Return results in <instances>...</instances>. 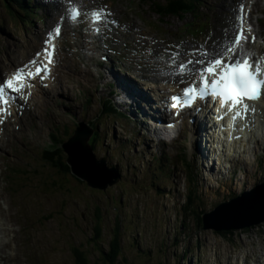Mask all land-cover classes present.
<instances>
[{
    "label": "rangeland",
    "instance_id": "374dc122",
    "mask_svg": "<svg viewBox=\"0 0 264 264\" xmlns=\"http://www.w3.org/2000/svg\"><path fill=\"white\" fill-rule=\"evenodd\" d=\"M40 1L32 0L31 5L35 8L31 22H20L16 16H11L4 1L0 0V80L36 57L46 47L47 33L60 24L64 31L57 46V75L54 74L53 79L56 83L59 78H65L68 89L64 96L55 93L56 87L51 84L46 86V91L38 90L44 103L40 106L38 103L35 109L24 101V107L20 109L23 114L12 116L0 134V264H74L72 248L81 245L91 264H264V219L247 228L216 231L205 229L204 223L200 226L197 214L192 212L193 209L210 212L217 204L245 190H252L261 182L264 178V123H257L262 137L256 152L261 157L256 155L252 161L253 154H250L248 162L246 157L241 158L246 163L235 169L238 178L250 171L251 177L244 184L247 186L224 192L222 188L227 181L216 177L207 180L204 172L203 176L199 173L198 165L189 155L188 137L167 145L166 153H161V149L155 148V142L153 145L150 143L152 146L149 148L148 138H144L142 132L134 131L138 128L136 123L122 116L101 113L105 96L106 99L114 98L116 102L115 95H109L112 86L105 82L103 69L119 68L121 74L138 81L151 93H158L157 90L152 91L153 83L146 81L142 73L160 78L172 75L171 71L167 73L164 65L172 64L173 53H179L175 57L177 65L189 59L210 60L222 55L237 31L236 18L242 3L251 6L244 11L243 17L250 9H254L253 13L257 11L252 16V24L257 32L263 30V37L258 40L262 51L256 47L253 53L264 57V0H254V3L253 0H201L200 19L191 14L186 18L168 16L162 19L153 12L149 3L144 4L140 0ZM77 2L83 9V16L72 26L69 8ZM166 2L158 0L157 4ZM100 9L106 13L101 27V42L112 47L110 56L116 61V66L112 62L107 68L104 64L98 65V52L103 45L96 43L92 47L87 42V39H93L88 14ZM187 22L195 24L187 27ZM197 27H202V32L194 34L192 30ZM72 28L77 29L80 35ZM104 47L110 51V47ZM198 49L200 52L206 50L208 56H201L196 51ZM212 49L215 51L211 52ZM103 53L107 54L106 51ZM144 57H150L160 66L152 63L144 68L141 65ZM141 67L142 71L139 70ZM200 67L202 65L198 64L192 76L179 83L170 82L169 92L159 93L168 97L183 89L197 77L196 69ZM153 68L156 72L152 71ZM66 101L71 109L66 108ZM47 104L52 106L51 113ZM83 120L96 121L100 135L95 146L96 155L106 157L109 166L117 167L120 177L113 179L114 171L106 168L112 172L109 173V182L95 187L91 183L92 186L86 184L84 177L75 170L54 171L56 176H50L45 182H51L55 177L61 179L60 183L66 189L44 184L43 187L57 193L47 192L39 177L52 170L39 154L48 146L49 133L59 126L56 134L63 145L76 132L77 123ZM187 128L185 125L183 129ZM93 129L82 124L77 137L72 138H76L75 145L92 159L87 141H92ZM146 133L147 137L150 136ZM65 151H60L62 162L72 170L69 160H65L68 158ZM182 154L183 159L193 164V183L187 179L188 169L185 160L181 159ZM236 162L233 160L231 165ZM103 163L106 165L105 161ZM50 168L54 169L53 166ZM197 171L199 174L195 180ZM208 183L210 187H207ZM215 186L220 187V191H215L218 188ZM188 189L193 190L194 197L189 208L185 207ZM62 190L65 191L62 193ZM97 207H100L98 213L102 215L99 219L96 218ZM95 223L103 224L101 233L94 231ZM118 223L122 256L116 263H111L107 255H111L113 228Z\"/></svg>",
    "mask_w": 264,
    "mask_h": 264
},
{
    "label": "snow or ice",
    "instance_id": "6c2138e0",
    "mask_svg": "<svg viewBox=\"0 0 264 264\" xmlns=\"http://www.w3.org/2000/svg\"><path fill=\"white\" fill-rule=\"evenodd\" d=\"M241 14L237 16V31L232 42L227 46L222 55H217L215 59H189L181 63L178 68L180 74L191 71L189 65L193 63L202 65L197 69L198 80L193 81L185 87L180 95L171 97L173 108H183L191 106L197 99H203L211 96L213 99L219 98L220 108L232 112V123L235 125L237 119H244L247 113L255 111L247 101L257 100L264 95V57L257 59L255 62L251 56L244 57L243 60L236 56L237 49L241 46L242 41L247 39L244 29L243 5L240 9ZM80 11L76 6L69 8L70 19L76 21ZM93 22H100L106 13L103 9L94 10L89 13ZM63 19V17L61 18ZM99 31V28L95 29ZM251 32L249 28L247 30ZM61 27L57 24L52 32H49L48 39L45 41L46 47L36 54L28 64L18 68L11 76L0 82V123L4 122L6 116L11 115L9 110L10 102L16 99V96L10 93L23 95L25 99L30 92L25 93V88H30L28 82L31 78L40 77L49 71V65L54 62L55 43L54 40L60 35ZM255 40V37H253ZM205 58L208 56L207 51L200 52ZM179 53H173L172 63L175 64V57ZM233 56H236L233 59ZM46 61V63H45Z\"/></svg>",
    "mask_w": 264,
    "mask_h": 264
},
{
    "label": "bare ground",
    "instance_id": "6f19581e",
    "mask_svg": "<svg viewBox=\"0 0 264 264\" xmlns=\"http://www.w3.org/2000/svg\"><path fill=\"white\" fill-rule=\"evenodd\" d=\"M37 2L38 3L39 2L41 3L40 0H37ZM58 2H57V4H58ZM51 3H53L52 5H54V2H51ZM253 11H254V9H250L249 12H248V15L244 17V27L247 25L246 23L248 21H250V22L252 21V16L254 14ZM236 21H237V18H236ZM246 35H250L251 37H255V38H257V37H263V30H261L260 32H257L256 30H251V32L246 31ZM226 40H227V38H225V39L222 40L223 46H224V43L226 42ZM54 43H55V46H56V48H55V55H57V46L59 45V38L57 39V41H54ZM229 43H231V41ZM246 44H247L248 47H257V48L260 47L258 49H259V51H262L261 44L259 45L257 42L254 43L251 40H248V42ZM255 44H257V45L254 46ZM241 46L237 49L236 55L241 52ZM99 50H100L99 56L100 57L101 56H104L105 57V61H103V62L100 61L98 65L104 64L105 65V68H107L109 66L108 63L111 64L112 62L113 63L115 62L111 58L110 53H109L110 51L106 47L103 46L101 49L99 48ZM103 51H106L107 54H104ZM214 51H215V49H212L211 52H214ZM255 56L256 55H254V54L251 53V57L252 58L255 57ZM54 62L56 64V56H55ZM152 63L160 66V63L156 62L155 60H152L150 57H146L145 58V60L143 61V65L142 66L144 68H146L148 64H152ZM180 64L181 63H179L177 65L176 62H175V64H173V63L172 64H165L164 67H165L167 73L169 71H171L172 72V75L171 74H168V75L166 74L162 78H160L158 75H153L152 76V75H148V74H145V73H142V75L144 76V78L146 79V81L153 83L151 85V88H153L152 91L156 92V90H157L158 93L159 92H161V93L169 92V90H170L169 89V86H168L169 83L166 84V87L162 86V84L166 80V78L168 80H171L172 79V76H174L178 72V67H179ZM114 65L116 66V62H115ZM197 66H198V64L193 63L192 65H189V68L194 71V69ZM55 67L56 66L53 65V67H52V73L50 74V76L48 77V79L46 81L47 84H46V82L45 83L43 82L41 84L36 85V87H34L33 91L30 93V95H28L29 96L28 101H26L24 99L23 100V104H24V101L27 102V103L29 102V104H32V106L35 109H36V106L35 105H37L38 103H39L38 106H40V104H43L44 103V100L40 99V97L38 95V90L39 91L40 90L46 91V86L47 87H50V84L54 86L53 88L56 87L55 88V93H59V94H61L63 96L65 94H67V89L68 88H66V79L65 78H59L58 77L59 78L58 81L56 83H54V79H53L55 77L54 74L57 75L56 74ZM113 68H116V67H113ZM113 68H109L108 67L107 70L106 69L104 70L105 77H106L105 78V82H107V84H110V86H112V91H110L109 95L110 94H111V96L112 95H115V97H116V103L120 107V109L122 110V112L124 114V118L126 120H128L130 122H133V123H136L138 125V129H136V130L134 129V131L135 132H138V134H140L142 132L143 135H144V138H148L147 139V145H149V148H150V145L153 142H155L154 141L155 136L152 134V132L150 130H145V128H144L145 121L144 120H145V118L147 116H154L155 114H160V112H159L160 111L159 110V106L156 105V102L153 100V98L151 96V92L148 91V88L143 87L142 84H140V83H138V82H136V81L128 78L124 73L121 74V72L118 71V69L115 70ZM139 70L142 71V67ZM173 70H176V73H173ZM152 71H155L156 72V68H153ZM196 72H197V69H196ZM9 74H7V75H9ZM176 78H179V75H176ZM186 78H188V77L187 76H184L181 79H179L177 81H174L173 83H179L181 80L186 79ZM0 82H1V80H0ZM140 82H142V81H140ZM144 82L145 81H143L142 83L144 84ZM145 84H146V82H145ZM161 88H162V90L160 91ZM47 93H48V91H47ZM161 93H159V94H161ZM163 95H165V94H162V96ZM109 99H114V98L109 97ZM30 100H32V101H30ZM35 100H36V102H35ZM261 103H262V106L260 105V107H259L261 110H258V111L261 112V113H263L262 118L264 119V97L261 99ZM255 105H256V103H253L252 104V107L255 108L256 107ZM23 107H24V105H23ZM186 114H188V113H186ZM189 114H190V117L193 116V114H191V113H189ZM196 118H197L198 121H200L201 125L204 127V132H203V135H201L200 132L197 129L195 130V135L196 136H195L193 142H190L189 141V149H190V154L193 157V159H194V149H195V151H197L199 153H200V149H201L202 157H203L202 164H201V162H197V161H196V164L202 170V167L204 165L205 166H210L209 161H207L206 146L208 145L209 142H211V138H210L209 135H206V128H207V122H206V120L207 119L204 116H202V117L201 116H197ZM9 119H10V117H9ZM5 121H9L10 122V120H8V119H6ZM254 121H255L254 120V117H251L249 123H250V127L252 129H254ZM194 128H196V127H194ZM251 128H250V131L252 132L251 133V136L254 139V138H256V134H255V131L251 130ZM182 131H181V134L180 135H183V132ZM146 132H148V134H150V136L147 137V133ZM75 135L77 137V132L74 133L73 136H75ZM244 136H246L248 138V134H244ZM201 138H202V140H201ZM75 139L76 138H74L73 140L70 139L69 143H67V141L69 140L68 139L66 142L63 143V149L64 150H67V154H68V158H69V159L66 158V161L68 162V160H69L68 165L71 164V169L73 171L75 170V172L78 173V174H80L82 177L88 179V181L92 185H95V187H101L106 182H109V179H108L109 172L106 169L105 164L102 163V162L99 163V162L94 161L90 157V155L87 156L83 151H81L75 145V141H76ZM199 142H200V149H199ZM234 142H237V143L238 142H241V139H235V141H233L231 143H227V145H229V148L231 147V144L234 143ZM244 142H245L244 144L246 145V141H244ZM160 149L162 150L161 152H164L165 151V147L163 145H160L159 146V150ZM70 156H72L73 158L70 159ZM245 157H246L245 156V153H242L241 155H239V159L238 160L235 159V158L233 159V160L237 161L238 164H236L237 163L236 162L233 165H231V164L229 165L230 168H229L228 172H230L232 176H231V178L224 180V181H227L225 183L227 187L223 185L224 187L222 188V190L224 192H226L228 190L230 191L231 189L236 190L237 187L242 188L244 186V184L247 183L248 177H251V173H249L250 171H248V173L244 177H239L238 178V176L236 175V170L235 169H236L237 166H239V164H243V161L244 160L241 161V158H245ZM245 161H246V159H245ZM77 167L80 170H78ZM207 174H209V173H207ZM218 175H219V172H216L215 174L213 173L211 175L212 177L209 176V175H207V179L212 180L214 177L219 178ZM197 176H198V174H197ZM246 186H244V187H246ZM207 187H210V183L207 184ZM215 187H218V186H215ZM219 188L220 187L216 188L215 191H217V192L220 191ZM250 190L251 189H249V191ZM259 199H262V197L259 198ZM256 206L259 207V208H261L264 205L262 206V205H259L258 204ZM246 208H248V206H246Z\"/></svg>",
    "mask_w": 264,
    "mask_h": 264
},
{
    "label": "trees",
    "instance_id": "16d2710c",
    "mask_svg": "<svg viewBox=\"0 0 264 264\" xmlns=\"http://www.w3.org/2000/svg\"><path fill=\"white\" fill-rule=\"evenodd\" d=\"M6 9L8 10V12L11 14L12 17L15 18V16L17 17L18 20H20V22H31V17H32V11L33 8L31 7V2L30 0H3ZM142 3L147 4L149 3L153 12L160 15V17L163 19L165 17L168 16H181L183 18L187 17V14H191L193 17H195V19H200L201 16L199 15V5L201 4V0H167L166 3L160 5L157 4L158 0H140ZM14 2V5L13 3ZM187 27H193L195 23L193 22H187ZM90 103V101H89ZM102 114H110L112 116H117L114 113L116 112V110L114 109V107L111 105L110 101L107 100L105 101V104H102ZM89 124L91 127L94 128V134L92 136V141L90 140V144L93 148L92 151L94 153V156L96 157V150H95V146L96 144H98V142L100 141V135H99V131L97 130V124L96 121L94 120H90ZM81 126V125H80ZM80 126L77 128H80ZM89 126V125H88ZM57 127V126H56ZM59 127V126H58ZM57 127V129H59ZM57 129L53 128V132H51V143H48V146L45 147V150H43L39 155L40 158L43 160V162H45L46 166L51 169L52 171H46L43 174L40 175L39 180L42 183V187L44 186V184H46L49 187H59L60 189H66L64 184L60 183L61 179H56L55 177L53 178V180L51 182H45L49 179L50 176H56L55 172H59V171H65V172H71L73 170H70V167L65 166L64 163L62 162V156L60 151L65 152V150L63 149V145H62V140L60 138V136L57 133ZM62 133V130H60ZM68 132V131H66ZM65 132V133H66ZM64 133V134H65ZM90 149V147H89ZM92 153V152H91ZM92 153V155H93ZM56 159H59L56 160ZM66 160V159H65ZM101 163V161L99 162ZM187 165V168L189 170V179L192 180L194 182V179L192 178V170H191V165L190 162H185ZM50 166L54 167V169L50 168ZM57 169V171H56ZM55 171V172H54ZM77 175V174H75ZM78 176V175H77ZM80 177V176H79ZM83 180H85L90 186H92L90 184V182L88 181V179L86 178H82ZM264 181V180H261ZM85 182H83L82 186H84ZM47 192H53V193H57L56 191L53 190H48L47 188L43 187ZM65 190H62V193ZM234 195V194H233ZM235 196H232V198ZM230 198V199H232ZM229 199V200H230ZM227 200V201H229ZM194 201V197H193V190H189V193L187 195V201L185 203V207H190L191 203ZM100 207H97V213L99 211ZM194 214H197V220L199 221L200 226L203 224V210H195L193 209L192 211ZM100 217H102L101 214H96V218L99 219ZM99 223H95V228L94 231L98 234L99 232H102V225H98ZM120 231V224L118 223V226L116 228H113V236L111 238V243H110V250H111V255H107V258L109 257V261L111 263H116V261L122 256V242H121V238L119 236V232ZM72 253L74 256V264H91L92 261L89 258V256L86 254V252L83 249V246H73L72 248Z\"/></svg>",
    "mask_w": 264,
    "mask_h": 264
},
{
    "label": "water",
    "instance_id": "95a60500",
    "mask_svg": "<svg viewBox=\"0 0 264 264\" xmlns=\"http://www.w3.org/2000/svg\"><path fill=\"white\" fill-rule=\"evenodd\" d=\"M78 132V131H77ZM66 145V144H65ZM90 151L92 152L91 148ZM94 161L99 162L94 156ZM105 158L102 159V163ZM106 167V165H105ZM107 168V167H106ZM108 169V168H107ZM114 171V178L119 179L116 167L109 168ZM112 173V172H109ZM113 178V177H112ZM113 178V179H114ZM112 182H115L113 180ZM264 182L257 184L252 190H246L242 194L233 197L229 201H223L216 205L210 212L204 213L203 223L205 229H215L216 231H228L232 229H242L252 226L264 219ZM263 194V195H262ZM262 199H259L261 198ZM262 205L259 208L256 205ZM248 206V208H246Z\"/></svg>",
    "mask_w": 264,
    "mask_h": 264
}]
</instances>
